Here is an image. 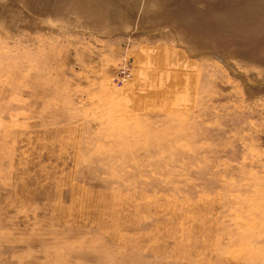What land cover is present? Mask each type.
I'll use <instances>...</instances> for the list:
<instances>
[{
    "label": "rangeland",
    "instance_id": "rangeland-1",
    "mask_svg": "<svg viewBox=\"0 0 264 264\" xmlns=\"http://www.w3.org/2000/svg\"><path fill=\"white\" fill-rule=\"evenodd\" d=\"M0 264H264V0H0Z\"/></svg>",
    "mask_w": 264,
    "mask_h": 264
},
{
    "label": "built area",
    "instance_id": "built-area-1",
    "mask_svg": "<svg viewBox=\"0 0 264 264\" xmlns=\"http://www.w3.org/2000/svg\"><path fill=\"white\" fill-rule=\"evenodd\" d=\"M127 68V67H126ZM129 70H127V69H123L122 71H121V74H122V78H123V80H124V78L127 76V72H128Z\"/></svg>",
    "mask_w": 264,
    "mask_h": 264
}]
</instances>
